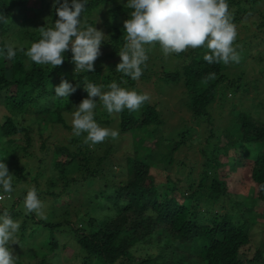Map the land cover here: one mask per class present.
<instances>
[{
  "label": "trees",
  "instance_id": "16d2710c",
  "mask_svg": "<svg viewBox=\"0 0 264 264\" xmlns=\"http://www.w3.org/2000/svg\"><path fill=\"white\" fill-rule=\"evenodd\" d=\"M54 2L55 0H0V48L7 42L17 45L14 59L7 60L0 55V112L4 110L0 113V161L7 164L9 173L13 175V191L10 194L18 196L17 201L9 200L12 203L8 206L9 212L11 215L16 213L14 206L23 204L24 196L33 186L41 201L49 206L44 199L46 194L62 205H67L62 201L70 198L73 199L72 203L77 202L69 206L70 210L63 215H74L75 219L70 221L64 218L43 221L37 220L33 214H25V221L30 222L32 230L23 234V237H30L35 230L42 229L39 224L49 229L47 242L50 249L56 251L58 243L54 232L65 227L67 236L72 235L75 239L78 252L74 253L73 258L79 261L78 264L264 262L262 247H257L251 255H247L251 237L247 233L246 224L234 220V213L214 208L201 211L204 203L212 205L223 196L224 200L233 202L246 215L262 210V207L256 206V201H264V97H259L262 94L259 88L264 85V76L258 75L250 82L251 85L254 84L253 90L257 93L250 95L251 90L241 83V75L232 78L226 72L229 64H208L204 61L205 49H189L174 54L178 57V70L173 73L163 72L162 78L165 81H182L187 95L184 111L196 127L204 128V136L199 138L197 134L198 141L201 142L198 150L203 156L200 179L185 183L182 188L177 185L180 178L170 171L173 152L186 143H183V139L177 141L165 138L161 132L167 122L163 117L164 113L149 101L138 111L129 112L125 109L119 113L116 119L119 138L136 129H141L142 133L134 141L133 155L126 156L124 166L120 168L122 177L118 181L102 185L104 177H113L112 161L108 165L107 156L91 153L89 146L83 143L86 134L57 139L56 133L61 127L69 129L62 109L79 104L82 99L87 98L83 89L85 77L87 82L105 87L113 81L125 88L134 89L137 85V81L115 71L120 60H114L125 43L123 22L129 18L131 10L125 7L127 0H88L82 14V23L93 27L97 23L104 24L98 29L105 34L102 42L104 50L94 63V72L74 73L75 65L71 61L70 51L64 54L63 65L53 69L50 65L30 64L19 51L20 47L27 50L41 38L38 28L53 26L57 19ZM227 2L234 24L243 21L246 25L245 19L252 17V23L261 30V34L252 32L248 49L237 47L242 58L238 65H244L243 60L250 54L251 45L258 48L255 55L250 56V62L264 63V0ZM262 3L263 7L259 8ZM12 9H18L24 16L20 23ZM148 53L150 55L153 52L151 50ZM183 56H186V61H182ZM250 69L256 73L264 72L262 65L252 64ZM213 72L216 73V79L207 84L202 83L203 78ZM62 78L73 86H79L68 98L54 95V88ZM218 100L230 101L231 109L225 116L212 111L213 104ZM173 113L170 112V115ZM37 114L39 117L35 125L39 127L40 137L45 135L40 149L45 155L52 154L49 166L45 165V157L30 152L31 128L27 125ZM180 118L184 122L183 116ZM223 118L225 120L222 122ZM43 125L45 130L41 129ZM187 125L182 124V128ZM53 139L56 140L55 144L47 142ZM190 140L195 141L194 137H190L189 142ZM113 145L116 146L117 143H108L110 151ZM90 160L98 161L95 165L97 169L89 171L83 168ZM155 161L165 164H157ZM100 163L104 164L101 168L106 172L100 170ZM225 165L230 171L234 170L238 178L219 172L220 167L225 168ZM35 166L38 170L31 173ZM73 166L78 169L69 170ZM75 172L79 173V177L68 176ZM191 173L192 171L189 174ZM57 177L64 181L58 192L40 188L42 184L54 186ZM89 178H92L89 187L96 191L93 197L97 200L91 201L86 194L80 199L83 190L75 194L78 198L73 196L72 188ZM231 188L237 193L231 194ZM0 193H3L2 188ZM6 200L8 204L9 201ZM91 206L94 210L89 208ZM23 209L24 206H19L17 214ZM50 211L55 216L51 206ZM204 213L208 217H203ZM206 219L210 222L205 223ZM21 229L26 231V227ZM152 248L157 251L155 256L150 255ZM136 251H145V254L138 257ZM54 262L42 255L39 260L32 259L28 263L57 264L58 259Z\"/></svg>",
  "mask_w": 264,
  "mask_h": 264
},
{
  "label": "clouds",
  "instance_id": "9594fccd",
  "mask_svg": "<svg viewBox=\"0 0 264 264\" xmlns=\"http://www.w3.org/2000/svg\"><path fill=\"white\" fill-rule=\"evenodd\" d=\"M87 4L88 0H70V2L55 0L57 19L53 26L38 28L41 38L33 42L27 50L23 47L19 48L30 64L50 65L53 69L63 65L64 54L70 51L71 61L75 65L74 73L95 71L94 63L102 54L100 49L105 40V34L96 27L82 23V14ZM125 7L131 11L129 18L123 22L125 43L118 52L120 62L116 65L115 71L130 77L133 81L139 80L142 76L149 59L148 52L157 44L166 58L171 54H180L189 49L203 48L206 50L203 59L208 64L228 65L233 62L239 63L241 60L235 45L238 31L232 22L227 0H127ZM16 54L17 45L14 42H7L3 48H0V55L7 60L14 59ZM214 79H216V73H208L202 83L207 84ZM77 87L79 86H73L62 78L60 84L54 88V95L58 98H68L75 93ZM104 87L87 82L85 77L83 89L87 93V98L82 99L75 107L71 125L67 123L75 137L86 134L83 143L89 147L103 143L108 138L116 140L120 135L117 130L102 127L96 122L94 109L97 107V100L95 98H98L109 115L121 113L125 109L129 112L138 111L151 100L148 93H138L134 89L128 90L115 81L107 85L108 90L105 91ZM1 97L0 103H2ZM72 107L73 105H69L63 108V116L64 111ZM37 115L27 125L31 128L32 146L35 140L42 142L45 138V135L40 137L39 127L35 125L39 117ZM41 129L45 130L44 125ZM56 137L60 139L57 133ZM12 176L7 164L0 161V188L3 189V193H0V202L6 198L12 199L9 196L13 191ZM19 206H24L25 214L34 213L37 217L44 216V203L34 186L27 191L23 204L14 206L16 211L14 215L7 210L9 207H4L0 203V209L2 208L0 264H16V257L9 245L18 244L16 234L20 227L23 228L26 225L25 217L21 225L12 218L18 215Z\"/></svg>",
  "mask_w": 264,
  "mask_h": 264
},
{
  "label": "rangeland",
  "instance_id": "374dc122",
  "mask_svg": "<svg viewBox=\"0 0 264 264\" xmlns=\"http://www.w3.org/2000/svg\"><path fill=\"white\" fill-rule=\"evenodd\" d=\"M263 7V3L259 8ZM13 14L15 18L17 19V22L20 23L23 19L24 16L20 13L18 9H12ZM100 15V14H99ZM252 16V15H250ZM252 17H248L245 19L244 24L243 21H239L236 23L237 31H238V36L235 41V45L237 47H245L246 49L249 40L251 39L252 32H256L257 34H261L260 28H258L256 25L252 23ZM104 24L97 23L95 27L99 29L102 27ZM258 47H255L251 45L249 47L250 54L246 57L244 61V65H238L239 63H230L228 68L226 69V72L232 76V78H235L239 75L242 76L241 83L245 84L246 88L248 90H251L250 95H257L255 90L253 88L255 86L251 85L250 82L254 80V77L256 76H264L263 73H256L253 72L254 70L250 69L251 65H262L264 66V63L262 62L261 64H255L251 63L250 61L252 60L250 56L255 55V51L257 50ZM101 53L104 50L103 48V43L101 44ZM108 50V49H107ZM152 52L150 55L148 53L149 59L147 62H149L144 68L142 76L139 78L137 81V85L135 86V90L138 93H148L151 97V102L156 104V106L163 111V117L167 120L166 124L163 127V130L161 131L163 135L165 136L166 139H172V140H177L181 141L183 139V143L177 149L174 150L173 152V162H172V167H171V173H174L178 175L180 178V181L178 182V186L182 188L185 183H193L197 182V180L200 179V173L202 172V167H201V162H202V154L199 152V148L201 145V142L198 141L197 134L199 135V138L204 136V128L202 126L196 127L195 124H193L190 121V117L187 116V113L184 111V101H186V88L182 81L180 79L176 81H165L162 76L163 72L165 73H170V72H175L177 71L179 66V61L178 57L174 54L169 55L167 58L163 55L159 45L157 44L154 48H152ZM182 61H186V56H183ZM114 60H120L119 55L115 56ZM242 60V58H241ZM146 62V63H147ZM241 72V73H240ZM262 72V71H260ZM263 86V87H262ZM260 86V91L262 94H259V97H264V85ZM125 88V87H124ZM128 90H133L131 87L126 88ZM104 90H108L107 87L104 88ZM97 100V107L94 109V112L96 115L94 118L96 119V122L102 126V127H107L111 128L113 130L118 131V122H117V117L119 116L118 114H112L109 115L107 111L103 108V106L100 104L98 101V98H95ZM238 102V100H236ZM79 104L73 105V107L69 110L64 111V116L69 125H71V120H72V113L76 110V106ZM230 101L228 102H221V101H216L213 104V109L212 111L214 113H218L220 115L225 116L228 112H230ZM170 112H174L172 115H170ZM166 115V116H165ZM180 116H183L184 122L180 121L182 118ZM225 120V118L222 119V122ZM182 124H188L185 128H182ZM198 130V131H197ZM197 131V132H196ZM142 133L141 129H136L133 130V132H127L123 134L120 138L113 140L111 138H108L105 140V143H99L96 144L94 147H89L91 149V153H102L103 155L107 156L108 165H110V162L112 161V174L113 177L106 176L104 179L101 181V184L104 185L106 183L112 182V181H118L122 177V173L120 172V168L124 166V160L126 156L128 155H133V145L135 139H137L138 136H140ZM72 135V131L61 127L59 130H57V136L58 138L62 139V137ZM192 137H194V140H190ZM115 141L117 143L116 146H112L113 148L110 151V148L108 146V143L110 141ZM203 140V139H202ZM201 140V141H202ZM48 143H54L56 140H48ZM146 143V142H145ZM145 145V144H144ZM41 142L40 140H35L33 142V146L30 148V152L35 153L36 155L40 157H45V165L49 166V161L52 157V154H47L45 155L43 151L40 149ZM146 147V145H145ZM149 153V150L147 151ZM232 153V152H231ZM111 160V161H110ZM98 162V161H97ZM97 162L94 160H90L88 164H85L83 168H87L89 171L93 169H97L95 165H97ZM157 164H165L164 162H156ZM118 164V165H117ZM103 163H100L98 167L102 171H107L105 169H102L101 167L103 166ZM211 167V166H209ZM83 168H80L83 170ZM73 169H78L77 167L73 166L70 167L69 170ZM38 168L35 166L31 173H34ZM192 171L191 174H189ZM224 172V173H229L231 174L232 177H237L238 175L235 173L234 170L230 171L229 167L225 165L224 167H220L219 172ZM69 177H79V173H70L68 174ZM160 179L162 178L161 176L159 177ZM190 179V180H189ZM63 179L57 177L55 179V184L54 186H48L42 184L40 186L41 189H49V191H55L58 192L61 189V186L63 185ZM92 182V178H89L85 180L81 185L76 184L73 188V196L77 197L75 194L79 190H83L84 192L81 194V198H84L85 194L87 196H90L91 201H96L97 198H94L96 191L91 189L90 183ZM249 192H251V189H249ZM237 193L234 191L233 188H231V194ZM9 196L12 198V201H17L18 196H14L12 194H9ZM224 196L219 199L216 203H213L212 205L204 203L201 207V211L205 212L207 209H216V210H228L232 213H234V220H237L238 222L245 223L246 224V230L249 236L251 237V245H249L248 253L247 255H251L257 247H262L264 248V201L257 200L256 201V206L262 207V210L260 211H253L251 215H246L243 213L242 210L238 209V207L231 202L230 200L225 199ZM7 199V198H6ZM1 201L0 203H3L4 207H8L11 203L7 204V200ZM45 202H48L51 206V209L54 213L55 216L51 215L50 211V206L48 204H44V216L43 217H37L34 213L33 216L38 220H43V221H58L60 218H64L66 221L74 220V215L67 217L64 216L66 211H69V206H72V204H76L77 202H73V199H67L63 200L62 202H66L67 205H62L61 202H59L57 199H54L50 197V195H44ZM85 204L87 202L85 201ZM78 205V204H77ZM85 207V205H82ZM82 207V208H83ZM92 210L94 208L91 206L89 207ZM8 211L10 210L7 209ZM71 213V212H69ZM96 214V213H94ZM62 216V217H61ZM25 217V212L24 209L19 215L13 216V220L18 222L21 225L22 220ZM203 217H208L205 213ZM53 218V219H52ZM35 219V220H36ZM52 219V220H50ZM210 221L208 219L205 220V223H209ZM38 226L42 229L40 230H35V233L30 236V237H23V234H26L30 230H32V226L30 225V222L26 221V231L24 232L21 227L19 228L16 236L18 240V244H11L9 247L11 248L13 254L16 257V264L17 263H24V264H29L28 262L30 260L37 259L39 260L42 255L45 256L46 259L50 260L51 262L55 263L54 260L58 259L57 264H78V260L73 258V255L75 252H78L77 246L75 242V239L72 235L67 236V228L61 227L57 229L54 232V236L57 240L58 247L56 251H53L50 249L47 239H49V234L50 231L48 228H44L43 226L39 225ZM63 231H62V230ZM143 250V249H140ZM145 250V249H144ZM246 250V249H245ZM150 252L151 256H155L157 254V251L152 248ZM136 255L139 257L140 255H144L145 251H136ZM259 264H264V262L259 263Z\"/></svg>",
  "mask_w": 264,
  "mask_h": 264
}]
</instances>
